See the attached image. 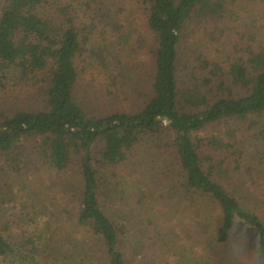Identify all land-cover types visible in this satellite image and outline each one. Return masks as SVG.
Returning a JSON list of instances; mask_svg holds the SVG:
<instances>
[{
	"label": "trees",
	"instance_id": "obj_1",
	"mask_svg": "<svg viewBox=\"0 0 264 264\" xmlns=\"http://www.w3.org/2000/svg\"><path fill=\"white\" fill-rule=\"evenodd\" d=\"M118 1L0 0V83L5 86L13 77L43 96V105L34 110L0 115V165L21 174L25 163L18 146L35 144L58 172L78 166L83 184L76 196L79 226L103 244L110 264H132L122 247L127 227L102 204L103 171L129 161L144 135L171 129L167 150L182 170L185 195L207 197L219 212L217 242L227 244L240 224L264 237V220L217 179L223 169L212 155L203 156L195 139L221 121L264 122V0H128L154 37L149 94L136 109L91 114L76 98L88 67L84 63L108 69L112 58L132 45L133 25L126 28L118 17ZM248 7L259 20L243 26L240 11L247 14ZM212 32L218 33L214 51L192 49L186 67L191 73L181 80L189 39L200 41ZM112 41L118 50L114 55ZM207 144L216 152L234 147L219 137ZM5 222L0 204V264H67L54 245L53 221L44 226L47 253L41 240L11 236ZM256 253L257 264H264V243H257Z\"/></svg>",
	"mask_w": 264,
	"mask_h": 264
},
{
	"label": "rangeland",
	"instance_id": "obj_2",
	"mask_svg": "<svg viewBox=\"0 0 264 264\" xmlns=\"http://www.w3.org/2000/svg\"><path fill=\"white\" fill-rule=\"evenodd\" d=\"M116 10H121L118 17L126 28L133 25L130 43L135 47L129 44L117 53L112 41L113 55L118 56L105 70L95 64L90 66L91 62L84 63L88 67L82 73L76 98L91 114L136 109L149 94L154 37L134 2L119 0ZM240 13L244 14L243 26L259 20L254 9ZM217 36L212 32L200 41L198 37L189 39L191 44L181 56V80L191 73V69L186 70L191 64L188 54L195 50L212 53ZM42 105L38 89L13 77L5 86L0 83V115ZM255 120L257 123L250 119L221 121L197 133L195 139L203 156L212 155L217 168L223 169L218 170L217 179L264 220V122ZM173 134L168 129L167 133L144 135L129 161L103 171L102 204L109 216L127 227L122 241L127 258L132 264H257L254 230L240 224L232 240L219 244L215 203L207 197L194 199L185 195L181 185L184 175L166 145ZM211 137H219L234 147L216 152L207 144ZM18 154L25 163L21 174L7 163L0 165V204L10 235L41 240L47 253L49 243L44 239L48 230L44 226L51 220L57 230L54 245L67 264H110L103 244L78 224L76 196L83 186L78 166L66 173L58 172L43 161L35 144L19 145ZM227 155L229 160H225Z\"/></svg>",
	"mask_w": 264,
	"mask_h": 264
},
{
	"label": "clouds",
	"instance_id": "obj_3",
	"mask_svg": "<svg viewBox=\"0 0 264 264\" xmlns=\"http://www.w3.org/2000/svg\"><path fill=\"white\" fill-rule=\"evenodd\" d=\"M257 241H258V243H264V237L258 235Z\"/></svg>",
	"mask_w": 264,
	"mask_h": 264
}]
</instances>
